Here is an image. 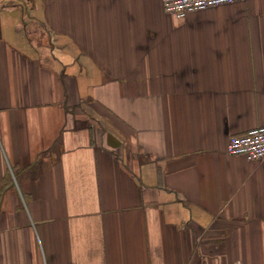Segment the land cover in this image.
<instances>
[{"label":"crops","instance_id":"crops-1","mask_svg":"<svg viewBox=\"0 0 264 264\" xmlns=\"http://www.w3.org/2000/svg\"><path fill=\"white\" fill-rule=\"evenodd\" d=\"M264 0H0V264H264Z\"/></svg>","mask_w":264,"mask_h":264},{"label":"built area","instance_id":"built-area-1","mask_svg":"<svg viewBox=\"0 0 264 264\" xmlns=\"http://www.w3.org/2000/svg\"><path fill=\"white\" fill-rule=\"evenodd\" d=\"M164 11L182 19L189 13L218 7L245 0H161ZM227 153L244 156L249 160L264 161V126L249 130L246 134L232 136L227 145Z\"/></svg>","mask_w":264,"mask_h":264}]
</instances>
